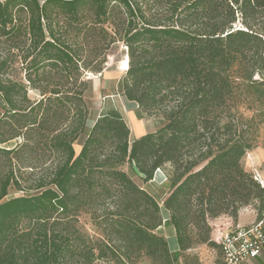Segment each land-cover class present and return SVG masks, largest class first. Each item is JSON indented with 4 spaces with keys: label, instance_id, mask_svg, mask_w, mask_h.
<instances>
[{
    "label": "trees",
    "instance_id": "1",
    "mask_svg": "<svg viewBox=\"0 0 264 264\" xmlns=\"http://www.w3.org/2000/svg\"><path fill=\"white\" fill-rule=\"evenodd\" d=\"M143 1L0 0L9 48L0 53V264H176L200 244L222 252L211 220L231 207L235 217L243 205L262 208L264 187L242 165L255 138L222 114L240 86L264 95V80L254 79L264 32L252 22L264 0H169L164 13ZM119 40L129 57L121 94L164 122L132 141L114 105L89 125L86 73H101ZM16 61L24 78L13 76ZM126 164L145 183L172 170L164 208L178 251L157 232L159 202Z\"/></svg>",
    "mask_w": 264,
    "mask_h": 264
},
{
    "label": "rangeland",
    "instance_id": "2",
    "mask_svg": "<svg viewBox=\"0 0 264 264\" xmlns=\"http://www.w3.org/2000/svg\"><path fill=\"white\" fill-rule=\"evenodd\" d=\"M137 2H145L137 0ZM169 0H155L154 2L144 4L152 13H164L168 10ZM255 29L264 32V13H259L254 19ZM237 28H245L242 21L238 19L235 23ZM260 28V30H259ZM262 30V31H261ZM9 48L5 42L0 41V53L7 54ZM12 52V51H11ZM261 55L264 58V47L260 48ZM128 57V49L124 43L119 40L112 44L107 50L106 62L101 73H86V79L90 80V88L87 92V104L92 110V118L89 125L94 124L96 117L107 106H116L123 114L125 120L131 128V141L147 133L155 132L164 122L162 117L140 111L137 103L127 100L120 92L119 82L126 74L123 61ZM262 70H257L254 74V79L264 80V59ZM261 66V67H262ZM14 67L18 71L13 75L15 78H24V70L21 67V62L16 61ZM264 90V85L262 86ZM237 97L235 103H232L230 108H225L222 114V123L228 121L233 122V128H236L244 136L255 138L253 147L249 149L242 159L244 168L251 172L256 180L264 183V95L261 96L255 89L240 86L236 89ZM29 96L33 100L39 99V92L31 90ZM235 129V131H236ZM232 129V133H234ZM21 142L20 139L13 140L4 146L12 147ZM77 152L80 151V146H76ZM123 170L145 190L159 202L163 213V224L157 229L160 235H163L169 244L171 251H178L176 232L174 226L170 222V213L164 208V200L169 195L171 189V176L173 175L170 169H159L154 174V178L149 182H144L143 176L138 171L126 164L122 167ZM24 192L11 189L10 196L23 195ZM254 216V210L251 205H243L238 210V216L233 214L232 207L228 212L211 220L212 224V240L218 244L216 238L220 232L233 226L249 224ZM83 227L92 236L100 237V232L96 231L92 225L90 218L82 216ZM244 222V223H243ZM249 222V223H248ZM223 256L220 248L214 245L200 244L185 253H183L179 262L176 264H223ZM104 264V263H102ZM134 264H154L148 257H142Z\"/></svg>",
    "mask_w": 264,
    "mask_h": 264
},
{
    "label": "built area",
    "instance_id": "3",
    "mask_svg": "<svg viewBox=\"0 0 264 264\" xmlns=\"http://www.w3.org/2000/svg\"><path fill=\"white\" fill-rule=\"evenodd\" d=\"M260 184L264 187V183ZM254 215L251 223L227 228L216 238L222 246L224 264H238L264 253V195L262 208L254 210Z\"/></svg>",
    "mask_w": 264,
    "mask_h": 264
},
{
    "label": "crops",
    "instance_id": "4",
    "mask_svg": "<svg viewBox=\"0 0 264 264\" xmlns=\"http://www.w3.org/2000/svg\"><path fill=\"white\" fill-rule=\"evenodd\" d=\"M255 219V215L250 219L251 222ZM244 223V222H243ZM249 223V222H248ZM245 225V224H242ZM178 244V243H177ZM238 264H264V253L257 258H249Z\"/></svg>",
    "mask_w": 264,
    "mask_h": 264
},
{
    "label": "bare ground",
    "instance_id": "5",
    "mask_svg": "<svg viewBox=\"0 0 264 264\" xmlns=\"http://www.w3.org/2000/svg\"><path fill=\"white\" fill-rule=\"evenodd\" d=\"M123 64H124V69L127 70L129 68V57H127L124 61H123Z\"/></svg>",
    "mask_w": 264,
    "mask_h": 264
}]
</instances>
